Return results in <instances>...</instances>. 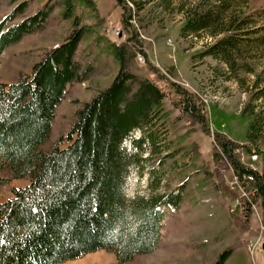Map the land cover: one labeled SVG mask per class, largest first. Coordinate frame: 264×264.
Returning <instances> with one entry per match:
<instances>
[{
    "label": "trees",
    "instance_id": "16d2710c",
    "mask_svg": "<svg viewBox=\"0 0 264 264\" xmlns=\"http://www.w3.org/2000/svg\"><path fill=\"white\" fill-rule=\"evenodd\" d=\"M232 1L182 4L181 34L208 32L214 42L198 54L223 61L233 72L244 69L253 74V87L261 88L258 93L252 89L250 95L264 99V70L256 71L264 52V25L257 27L252 20L255 13L242 8L237 12L238 2ZM119 2L125 9L123 33L128 36L116 42L105 31L95 0H0V54L30 36L52 37L65 28L60 39L40 50L29 71L9 67L11 72H0V186L10 177L29 179L0 200V264H61L99 249L113 251L118 264H137L141 256L157 249L166 209L178 211L187 198V216L201 210L187 197L192 192L188 180L172 189L164 187L167 171H175L178 163L176 144L167 136L166 95L138 72L137 56L145 54L144 42L131 21L134 8ZM160 2L163 8L170 7V1ZM136 3L143 9L144 4ZM116 67L106 86L66 113L65 128L52 138L62 102L75 96L85 82ZM171 87L185 103L186 113L204 124L203 107L195 96L175 82ZM255 118L247 132L254 143L263 123L260 115ZM136 130L140 136H134ZM217 135L218 164L233 167L247 192L241 209L252 211V204L260 203L264 223V149ZM47 142L49 147L44 148ZM243 150L257 155L260 162L251 159L255 166L241 162L236 156ZM135 167L141 173L150 170V190L131 197L127 190ZM220 187L207 185L201 195L216 196ZM207 202L206 218H212L204 224H215V229L204 233L199 245L205 247L223 233L232 242L210 264H251L239 237L245 230L230 232L223 206L217 199Z\"/></svg>",
    "mask_w": 264,
    "mask_h": 264
},
{
    "label": "rangeland",
    "instance_id": "374dc122",
    "mask_svg": "<svg viewBox=\"0 0 264 264\" xmlns=\"http://www.w3.org/2000/svg\"><path fill=\"white\" fill-rule=\"evenodd\" d=\"M123 1L134 8L131 21L136 25L139 37L144 42L142 48L146 54V63L141 59L137 62L138 72L144 73L146 77L157 83L166 95L165 108L168 113L169 128L167 136L176 144L174 146L177 150L176 158L179 165L176 163L175 171H167L163 180L166 183L164 187L172 189L185 179L188 180L192 192L187 197L190 198V202L195 201L196 206L199 204L201 207V210L192 211L187 216L185 209L188 202L185 198L180 207L181 210L166 209L161 241L157 249L141 256L136 263L210 264L213 262L225 246L232 244L231 236L229 237L226 233L205 247L198 243V239L207 236L204 233L215 229V224L210 226L204 223L205 219L212 218L211 216L206 218L209 214L207 201L213 202L217 199L228 214L230 232H232L231 229L245 230L239 232V237L245 244L251 264H264V230L259 226L258 219L259 213L263 212V207L259 203L260 206L257 204L252 211L250 210L251 212L246 208L241 209L244 190L235 180L234 168L227 169V165L222 167L216 160L218 156L216 152L219 148L218 133L227 139L237 141L240 145L254 146L255 144V147L264 149V99L257 98L256 94L253 97L250 95L252 89H256L258 93L261 86L253 87L255 77L247 73V70L233 72L223 61L222 63L212 56L204 57L198 54L207 44L214 42V38L208 32L202 31L198 36L181 34L184 14L180 6L184 4L185 7H189V2L192 0H168L170 7L166 9L163 8L161 0ZM95 2L104 16V28L107 34L116 42L125 40L128 36L125 31L123 33L122 16L125 9L119 0H95ZM136 2L144 4L143 9L139 10ZM232 2L235 4L238 2L237 12L240 10L238 8H242L247 10L248 14L255 13L252 20H255L257 27L264 25V0H234ZM64 32L65 28L62 27L52 37L30 36L17 47L3 52L0 54V72L3 74L11 72L9 67L24 68L29 71L30 65L37 58L40 50L60 39ZM257 63L260 65H257L256 71L264 70V52ZM117 71L118 67L113 68L105 76L85 82L75 96H70L62 102L55 117L52 138L58 131L65 128L66 113L82 105L99 89L106 86ZM172 82L179 84L195 96L199 106L203 107L206 118L204 124L186 113L185 103L173 91ZM261 84L264 86V83ZM249 103V109L244 113V108ZM259 115L263 123L256 130L259 137L258 142L254 143L247 137V132L252 118L256 116L255 120H258ZM140 134L141 132L136 130L134 136H140ZM126 141L130 144L129 140ZM48 147L49 142L44 148ZM249 154L243 150L236 157L245 164L257 165L251 162V159L257 162H260V159H253ZM150 164L152 165L153 161ZM218 167L222 168L223 180L218 175L221 172ZM198 169H202L203 172H197ZM150 178V170H143L141 173L135 167L129 180L127 194L133 197L137 193H148ZM202 182L206 184L201 185ZM27 183L29 179L10 177L7 184L0 186V200L12 194V187L24 186ZM211 184H221V187L216 196L211 194L212 199L204 198L201 190L207 191L206 186ZM249 213L250 218L247 217ZM186 218L189 219L188 225ZM179 225L183 226V229H180ZM61 264H118V259L113 251L99 249Z\"/></svg>",
    "mask_w": 264,
    "mask_h": 264
},
{
    "label": "built area",
    "instance_id": "2783aa9c",
    "mask_svg": "<svg viewBox=\"0 0 264 264\" xmlns=\"http://www.w3.org/2000/svg\"><path fill=\"white\" fill-rule=\"evenodd\" d=\"M145 60L144 56H143V61ZM253 158H257V155H253Z\"/></svg>",
    "mask_w": 264,
    "mask_h": 264
},
{
    "label": "bare ground",
    "instance_id": "6f19581e",
    "mask_svg": "<svg viewBox=\"0 0 264 264\" xmlns=\"http://www.w3.org/2000/svg\"><path fill=\"white\" fill-rule=\"evenodd\" d=\"M140 59L143 61V56L142 55H140Z\"/></svg>",
    "mask_w": 264,
    "mask_h": 264
}]
</instances>
